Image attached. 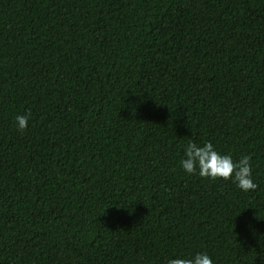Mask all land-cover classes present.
<instances>
[{
  "label": "trees",
  "instance_id": "obj_1",
  "mask_svg": "<svg viewBox=\"0 0 264 264\" xmlns=\"http://www.w3.org/2000/svg\"><path fill=\"white\" fill-rule=\"evenodd\" d=\"M0 264H264V0H0Z\"/></svg>",
  "mask_w": 264,
  "mask_h": 264
}]
</instances>
